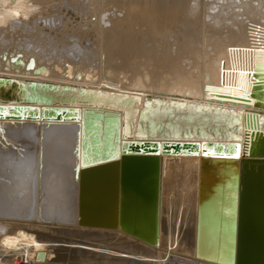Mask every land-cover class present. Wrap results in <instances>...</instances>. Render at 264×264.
Masks as SVG:
<instances>
[{
  "label": "bare ground",
  "instance_id": "obj_1",
  "mask_svg": "<svg viewBox=\"0 0 264 264\" xmlns=\"http://www.w3.org/2000/svg\"><path fill=\"white\" fill-rule=\"evenodd\" d=\"M254 66L264 70V0H0V161L25 154L0 175V264H235L244 135L232 118L255 108ZM17 137L23 147L5 148ZM166 156L214 161L198 220L194 173L172 165L161 205L123 168ZM248 175L264 185V167ZM249 204L261 212L263 198ZM91 248L108 256L94 262Z\"/></svg>",
  "mask_w": 264,
  "mask_h": 264
},
{
  "label": "water",
  "instance_id": "obj_2",
  "mask_svg": "<svg viewBox=\"0 0 264 264\" xmlns=\"http://www.w3.org/2000/svg\"><path fill=\"white\" fill-rule=\"evenodd\" d=\"M15 63L17 65L22 64V61L14 59ZM33 60L31 59L30 62L27 65L28 69L33 68ZM253 78L255 79V82L252 84L250 92L248 94V97H245V99H252L254 100L255 108L253 110H249L246 113L248 114V118L245 120L243 119V116L241 118V115L237 114L232 118L233 121L236 122V127L233 129V134L235 135V132L239 131L240 125L242 124V130L244 135V140L242 143V151H241V159L239 161L241 165L240 172L236 177L233 178L234 185L239 184V191H238V205H237V222H236V241H235V264H264V195H262V191L264 192V185L261 181V178H252L248 175L249 171L253 166L256 167V170L259 172L261 168L264 167V131L260 129V124L262 121L261 117H264V114L259 112L260 110L264 109V70L262 67L254 66L253 68ZM40 71H44V67L40 68ZM35 73H38L39 70H34ZM34 83L31 85V88H34ZM49 87H52L49 85ZM43 88V86H42ZM249 114H252L253 117L251 119L249 118ZM96 113L93 112V110H88L87 117H95ZM260 117V120H259ZM140 118L143 120H146V115L141 113ZM242 119V120H241ZM90 120V119H89ZM239 120H241V124L239 123ZM156 125L152 126V129H154ZM161 128V125L158 126ZM143 128V127H142ZM215 130V127L211 128V132ZM0 131L4 132L3 129H0ZM201 131V130H200ZM220 131H224L223 128H221ZM163 132H165V129H163ZM189 132V131H188ZM231 131H228V134H230ZM45 138V137H44ZM43 138V139H44ZM2 138L0 133V144H2ZM42 139V140H43ZM8 150L12 148L13 150H17L21 147H23L26 143L21 141L19 137L14 138L12 142L6 143ZM33 145V144H31ZM30 146V145H29ZM182 145L175 144L174 149H178ZM183 146H190L189 144L185 143ZM32 149H35V146L31 147ZM133 149L138 150L137 145L134 144L132 147ZM40 152V164H39V171H40V190L41 195L44 196L43 201V207H47L48 202V195H46L44 189H43V181L45 178V157H46V150L44 147H41ZM24 153L20 152L19 155L15 156L11 160H1L0 161V175H5V173L8 172V175L14 173V169L17 168L19 165V161H21L22 156L24 157ZM52 155V151H51ZM217 162V161H216ZM219 163V162H217ZM172 165H179L184 169V172H192L196 175L195 181L191 184L190 187L191 190H194V199L197 204V220L199 219L201 208H202V190L204 189V183L205 179H207L206 172L211 166H214V161L211 159H203L198 158L196 156H166L165 159L159 163V160L156 158H148V159H140V158H128L125 160L123 168L125 170L128 169V172L130 173V177L132 181L137 185V187L144 191L146 188L151 186V189L153 192L152 198H159V194L157 192L159 179L161 180V184L166 182V179L168 177V174H171L173 177L178 175V172L175 168H172ZM174 166V167H175ZM246 166H249L250 170L246 168ZM116 167V162H113L111 164H108L106 166H103L101 170H107L112 171ZM224 167V165H223ZM77 167L74 169L76 171ZM91 170H85L83 173L87 174ZM91 173V172H90ZM77 173H75V179L77 180ZM185 178V179H184ZM75 181V180H74ZM186 177H180L179 183L186 182ZM153 188V189H152ZM147 190V189H146ZM209 193V192H208ZM263 198V209L260 212L255 206L252 208L250 206V202L252 199L255 200ZM220 197V198H219ZM217 198H212V204L208 205H214L215 202L218 206V203H221L222 195H220ZM161 205L164 201V196L161 195ZM182 198V189L180 188L179 193L176 196V201L179 202ZM250 201V202H249ZM16 202V201H15ZM13 201H9L7 203H4L5 207H9L10 209H13L15 203ZM242 203L245 205H242ZM207 206V205H206ZM216 206V205H214ZM209 207V206H208ZM215 210H212L216 215H218V211L215 207H213ZM65 210V211H64ZM62 212L69 213L70 215L73 214V206H67L65 207ZM51 211H54L51 209ZM56 213V212H55ZM54 213H51L52 216ZM50 215V216H51ZM53 218V217H51ZM45 221H50L47 218H44ZM246 220H252L251 222H247ZM200 221V220H199ZM216 229L218 231H221V228L219 224L217 225ZM198 232V227H197ZM218 233V232H217ZM197 240L198 235L196 238V245L194 254H197Z\"/></svg>",
  "mask_w": 264,
  "mask_h": 264
},
{
  "label": "rangeland",
  "instance_id": "obj_3",
  "mask_svg": "<svg viewBox=\"0 0 264 264\" xmlns=\"http://www.w3.org/2000/svg\"><path fill=\"white\" fill-rule=\"evenodd\" d=\"M60 38L61 37H59V39ZM54 43H55V45H57L55 47V51H57V49L59 48L58 46L61 45V44H60V42H58V40L56 41V39L54 40ZM90 43H91V41L88 42V40H87L86 41L87 47L82 48V47L79 46V48H82L83 50H88L91 47ZM50 46H52V44ZM230 67H231L232 70H234L235 66L233 64H230ZM77 249H78V252L83 251V249H81V250L79 248H77ZM85 254L91 255V260L94 261V262H98V261L102 262V261H104V258H106L108 256L107 253L103 252L102 250L93 249V248L85 249ZM124 259H125V261L126 260L129 261L128 258H124Z\"/></svg>",
  "mask_w": 264,
  "mask_h": 264
},
{
  "label": "snow or ice",
  "instance_id": "obj_4",
  "mask_svg": "<svg viewBox=\"0 0 264 264\" xmlns=\"http://www.w3.org/2000/svg\"><path fill=\"white\" fill-rule=\"evenodd\" d=\"M209 154H210V153H207V152L205 153V155H209Z\"/></svg>",
  "mask_w": 264,
  "mask_h": 264
}]
</instances>
